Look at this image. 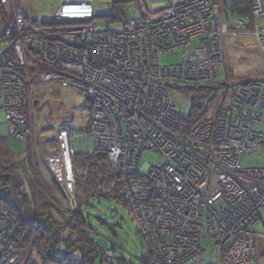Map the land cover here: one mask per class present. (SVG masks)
Masks as SVG:
<instances>
[{"label": "built area", "instance_id": "obj_1", "mask_svg": "<svg viewBox=\"0 0 264 264\" xmlns=\"http://www.w3.org/2000/svg\"><path fill=\"white\" fill-rule=\"evenodd\" d=\"M142 1L120 27L97 29L93 0H65L46 23L28 20L20 0H0V110L8 129L18 139L30 133L27 100L40 83L86 96L87 136L121 166L123 198L148 241L149 264H259L252 227L264 209V163L244 158L264 160V82L226 80L225 102L190 128L171 97L177 84L217 79L220 37L245 23L224 5L244 0H169L159 10L151 8L156 0ZM252 2L264 46V0ZM180 47L179 63L161 65V51ZM57 131L59 148L35 159L73 209V135L64 124ZM145 151L156 158L143 159ZM14 233L0 206V264L28 262L30 245L14 248ZM98 256L113 260L105 249Z\"/></svg>", "mask_w": 264, "mask_h": 264}, {"label": "trees", "instance_id": "obj_2", "mask_svg": "<svg viewBox=\"0 0 264 264\" xmlns=\"http://www.w3.org/2000/svg\"><path fill=\"white\" fill-rule=\"evenodd\" d=\"M131 1H135L137 5L140 4V0H109L112 7L109 13L104 15L108 25L103 28H115L110 26L112 22L122 24L126 22L128 19L125 18L124 14L125 5ZM250 6V0H245L233 6L238 8L236 14L228 13L231 17L232 15L238 17V14L245 10L249 15L241 17V19L249 23ZM24 15L28 20H38L30 18L25 9ZM41 22L46 23L48 21L43 20ZM226 80L228 78L225 73L224 80H219L217 77L209 84H177L175 86L177 91L184 92L191 99L188 116L181 114L187 128L211 115L220 106V103L225 102L223 90ZM253 80L264 82V78ZM249 81L252 80L239 79L230 83L244 84ZM63 123H58V125ZM24 127L28 130L27 124ZM256 127L259 126L256 125ZM69 129L72 132V128L69 127ZM26 137L27 135L21 139L26 141ZM90 146L92 145L90 144ZM6 155H12L13 158H17V161L7 159ZM34 159L29 153L27 143L20 151H13L6 145L5 138L0 136V206L3 207L15 225L14 248L30 245L27 264H59L67 260L77 264H92L96 257L101 258L98 253L104 248L98 246L91 237L92 223L88 220L87 213L82 211V207L92 204L90 199L99 200L100 198H113L120 200L124 205H128L123 198L121 166L110 160L103 151H74L72 162L76 207L69 210L62 207V204L67 201V197L61 187L45 174L39 165H36V159ZM97 218L107 225L105 219ZM136 227L146 244V250L142 254L141 261L144 264H149L145 260L149 249L148 241H146L137 224ZM253 231L255 232V247L257 232ZM111 249L112 252H116L114 245L111 246ZM255 255L258 259L256 247ZM116 257L113 259L115 261L111 260L110 263L130 264L119 253Z\"/></svg>", "mask_w": 264, "mask_h": 264}, {"label": "rangeland", "instance_id": "obj_3", "mask_svg": "<svg viewBox=\"0 0 264 264\" xmlns=\"http://www.w3.org/2000/svg\"><path fill=\"white\" fill-rule=\"evenodd\" d=\"M64 1L20 0L27 15L30 18L38 20H50L57 8ZM170 1L175 2L176 0ZM170 1L156 0L151 5V8L166 5ZM139 2V5L135 1L128 2L125 5L124 14L126 19L132 16V10L134 8L138 6L143 7V1L140 0ZM250 4L249 23L245 22L238 27H229L220 37L219 42L224 61L223 68L218 76L219 80H224L225 73L229 82H235L239 79L253 80L264 78V46L260 42L261 38L254 31L255 18L252 11V0H250ZM93 6L96 17H94L92 24L97 29L108 25L106 19H104V15L111 10L112 6L109 0H93ZM233 6L226 3L224 9L236 14L238 8H234ZM238 15L237 18L241 19V17L249 14L245 10H242ZM232 17L235 16L232 15ZM110 24L111 27L116 28L122 25L119 22H112ZM74 25H78V23L70 22L66 24L67 27ZM183 50L184 48L180 47L169 51H161L159 55L161 65L179 63L183 58ZM171 97L181 114L188 116L191 105L190 97L184 92L176 90L171 91ZM27 104V108L31 110L32 116L30 117V123L27 124V129H29L30 133L27 134L26 141L13 137V132H11V135L4 119V112L0 110V136L5 138L6 145L11 150L20 151L27 143L29 153L34 159L37 153L44 155L47 152V148H55L56 146V149H58L57 125L58 123L64 122L63 124L65 126L72 128L75 152L101 151L94 145L93 147L90 146L89 143L92 140L86 135V130L88 131L87 119L92 110V101L86 96L69 88L58 86L53 82L40 83L32 91L31 101L29 102L27 100ZM23 128H25L24 125ZM53 136L54 139H51ZM142 155L143 159L148 161L156 158V155L149 151L143 152ZM263 156L264 146L261 148V157ZM6 158L17 161V158H13L12 155H6ZM37 160L39 162L35 160L36 165H39L41 170H45V174H47L46 169L42 165L41 158ZM244 162L247 165H259L264 163V160H261L260 156H256L255 158H244ZM89 201L92 204L83 206L82 211L87 213V218L92 223L90 235L96 244L106 251L108 250L110 258L112 259L119 253V255H122L127 260V263L144 264L141 261V257L146 250V244L142 235L137 230L136 222L132 218L129 206L113 198L90 199ZM62 207L72 210L66 202L62 204ZM97 217L105 219L107 225L100 222ZM253 230L257 232L255 247L258 255V263L264 264V235L262 236L264 234V209L261 211V219L253 226ZM204 244L207 246L206 242ZM112 245L115 246L117 253L112 252ZM105 256H101V260L96 257L92 264H114V262L110 263L105 261Z\"/></svg>", "mask_w": 264, "mask_h": 264}, {"label": "water", "instance_id": "obj_4", "mask_svg": "<svg viewBox=\"0 0 264 264\" xmlns=\"http://www.w3.org/2000/svg\"><path fill=\"white\" fill-rule=\"evenodd\" d=\"M162 7H164V6H160V7L156 8V9L159 10V9H161Z\"/></svg>", "mask_w": 264, "mask_h": 264}, {"label": "bare ground", "instance_id": "obj_5", "mask_svg": "<svg viewBox=\"0 0 264 264\" xmlns=\"http://www.w3.org/2000/svg\"><path fill=\"white\" fill-rule=\"evenodd\" d=\"M234 4L233 5H236V4H238L239 2H233Z\"/></svg>", "mask_w": 264, "mask_h": 264}, {"label": "crops", "instance_id": "obj_6", "mask_svg": "<svg viewBox=\"0 0 264 264\" xmlns=\"http://www.w3.org/2000/svg\"><path fill=\"white\" fill-rule=\"evenodd\" d=\"M256 223H258V222H256ZM256 223H255V224H256ZM255 224H254V225H255ZM254 225H253V226H254Z\"/></svg>", "mask_w": 264, "mask_h": 264}]
</instances>
